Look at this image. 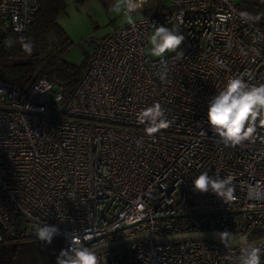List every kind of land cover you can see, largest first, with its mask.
Masks as SVG:
<instances>
[{"label":"built area","instance_id":"built-area-1","mask_svg":"<svg viewBox=\"0 0 264 264\" xmlns=\"http://www.w3.org/2000/svg\"><path fill=\"white\" fill-rule=\"evenodd\" d=\"M38 3L0 0V20L24 32ZM148 3L134 26L94 42L68 95L43 76L27 90L0 78V244L37 239L35 226L46 223L65 249L74 237L91 248L150 236L95 251L100 264H239L244 245L264 248V230H255L264 228V126L232 145L207 121L208 102L228 79L264 84V32L236 0ZM159 25L185 37L182 55L145 52ZM154 102L171 125L148 136L136 116ZM202 172L233 176L235 198L196 192ZM205 232L251 233L237 245L151 238Z\"/></svg>","mask_w":264,"mask_h":264},{"label":"clouds","instance_id":"clouds-1","mask_svg":"<svg viewBox=\"0 0 264 264\" xmlns=\"http://www.w3.org/2000/svg\"><path fill=\"white\" fill-rule=\"evenodd\" d=\"M148 0H115L112 11L120 14L128 25H135L134 14L142 11ZM247 20L258 21L259 16L253 17L249 13H241ZM185 37L175 28L164 25L156 26L148 38L149 47L145 50L148 55L163 58L166 53H178ZM21 49L28 55L34 51V42L26 37H19ZM12 41L7 40L6 46ZM166 67V65H165ZM162 75V74H161ZM163 78V75H162ZM166 110L159 102L141 109L136 116L137 122L145 125L144 131L148 136H154L171 125L165 114ZM207 121L226 144L238 145L249 140L256 132L257 125L264 126V84L249 85L242 76L227 80L224 88L208 102ZM233 176L221 178L219 175L210 176L208 172L200 173L192 181L193 188L199 193L211 191L224 202L233 200ZM255 190L250 192L253 194ZM37 240L43 244H51L54 236L59 232L56 226L48 224L37 225L34 229ZM225 233H221L223 237ZM264 248L251 244L244 245L240 250L239 264H261ZM56 264H100L95 250L84 246L78 237H74L71 245L62 249L57 256Z\"/></svg>","mask_w":264,"mask_h":264},{"label":"trees","instance_id":"trees-1","mask_svg":"<svg viewBox=\"0 0 264 264\" xmlns=\"http://www.w3.org/2000/svg\"><path fill=\"white\" fill-rule=\"evenodd\" d=\"M66 2L67 0H39L33 20L24 32H14L8 22L0 20L1 79L27 90L37 77L43 76L62 86L66 95L73 90L89 65L93 45L78 65L64 59V53L70 44L57 18L65 10ZM236 6L241 13L259 16L258 21H249L264 32V1L236 0ZM21 36L34 42L35 48L31 55L21 49L18 43ZM7 40L12 41L10 47L6 46ZM54 238H57L56 245H45L37 239L2 243L0 264H56L57 256L65 248L59 236ZM47 252L50 253L49 258H45Z\"/></svg>","mask_w":264,"mask_h":264},{"label":"rangeland","instance_id":"rangeland-1","mask_svg":"<svg viewBox=\"0 0 264 264\" xmlns=\"http://www.w3.org/2000/svg\"><path fill=\"white\" fill-rule=\"evenodd\" d=\"M114 3L115 0H86L85 4L67 0L65 10L57 18L70 44L64 53L67 62L80 64L84 54L91 51L94 42L126 22L122 15L112 11ZM159 3L160 0H150L148 6ZM148 47L147 43L145 50ZM56 240L57 238L53 239V245H56ZM49 254L47 252L45 258H49Z\"/></svg>","mask_w":264,"mask_h":264},{"label":"water","instance_id":"water-1","mask_svg":"<svg viewBox=\"0 0 264 264\" xmlns=\"http://www.w3.org/2000/svg\"><path fill=\"white\" fill-rule=\"evenodd\" d=\"M255 230H264V228H258ZM254 231V230H253ZM251 232H249L248 234H246L245 236L241 237V238H231L227 235H224L223 237L221 236L220 233H213V232H205V233H197V234H191V235H180V236H175V237H159V236H151L152 239L154 240H161V241H171V240H181V239H193V238H206V239H213L216 241H223L229 245H237L239 243H245L247 242V238L250 235ZM150 238L149 235L147 234H141V235H135L133 237L121 240V241H116V242H111V243H105V244H101L98 246H94L91 247L90 249L98 251L104 247H108V246H113L119 243H123V242H127V241H131V240H136V239H148ZM259 239H264V236H262Z\"/></svg>","mask_w":264,"mask_h":264},{"label":"crops","instance_id":"crops-1","mask_svg":"<svg viewBox=\"0 0 264 264\" xmlns=\"http://www.w3.org/2000/svg\"><path fill=\"white\" fill-rule=\"evenodd\" d=\"M81 2H83V3L85 4L86 0H82ZM104 36H105V35H104ZM104 36H102V37H104ZM102 37H101V38H102Z\"/></svg>","mask_w":264,"mask_h":264}]
</instances>
